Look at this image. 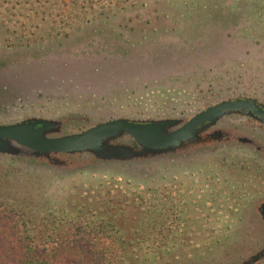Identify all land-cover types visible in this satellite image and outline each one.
Returning a JSON list of instances; mask_svg holds the SVG:
<instances>
[{
	"label": "rangeland",
	"instance_id": "1",
	"mask_svg": "<svg viewBox=\"0 0 264 264\" xmlns=\"http://www.w3.org/2000/svg\"><path fill=\"white\" fill-rule=\"evenodd\" d=\"M19 73L30 88L0 104V124L45 103L41 115L64 122L62 134L121 117L186 121L218 101H205L206 80L264 78V0H0V85L13 86ZM90 159L75 156L62 168L13 159L20 181L0 183V209L15 211L38 243L95 227L105 264L207 259L193 242L158 239L156 198L147 194L156 182H145L143 170L155 172L160 160Z\"/></svg>",
	"mask_w": 264,
	"mask_h": 264
},
{
	"label": "flooded vegetation",
	"instance_id": "2",
	"mask_svg": "<svg viewBox=\"0 0 264 264\" xmlns=\"http://www.w3.org/2000/svg\"><path fill=\"white\" fill-rule=\"evenodd\" d=\"M210 36L211 32L206 35L211 41ZM259 46L258 43L260 50ZM227 76L206 80L205 101L212 96L218 97V101L208 102L186 121L223 102H253L251 110L248 113L231 111L219 119L210 131H221L224 136H215L180 153L145 159L160 160L161 167L155 172L143 170V180L156 182L155 191L147 194L156 198L158 239L193 242L192 249L200 252L198 256L207 257L193 264H264V122L261 118L264 117V78L245 83L240 77L228 80ZM11 101L15 99L0 96L1 107ZM48 106L46 103L39 107L26 105L35 114L26 112L28 115L19 122L44 119L41 114ZM15 158L0 154V183L20 181L19 177H13V174L20 175L13 167ZM169 159L172 160L166 161ZM154 176L158 178L147 179ZM150 224L151 221L145 224L148 229ZM101 228L104 227H97Z\"/></svg>",
	"mask_w": 264,
	"mask_h": 264
},
{
	"label": "water",
	"instance_id": "3",
	"mask_svg": "<svg viewBox=\"0 0 264 264\" xmlns=\"http://www.w3.org/2000/svg\"><path fill=\"white\" fill-rule=\"evenodd\" d=\"M22 72V71H20ZM19 73L14 85H0V96L15 100L30 88ZM253 102L236 100L209 107L189 121L160 119L148 121L117 118L89 127L80 133L62 134L60 119L31 118L0 125V154L37 162H48L57 168L68 167L75 156L89 155L96 161L129 163L158 155L180 153L196 144L225 135L210 131L219 119L231 111L248 113ZM251 110V109H250ZM262 116V115H261ZM264 122V117H261Z\"/></svg>",
	"mask_w": 264,
	"mask_h": 264
},
{
	"label": "trees",
	"instance_id": "4",
	"mask_svg": "<svg viewBox=\"0 0 264 264\" xmlns=\"http://www.w3.org/2000/svg\"><path fill=\"white\" fill-rule=\"evenodd\" d=\"M25 227L15 211L0 209V264H105L95 227L73 226L43 243L26 234Z\"/></svg>",
	"mask_w": 264,
	"mask_h": 264
}]
</instances>
